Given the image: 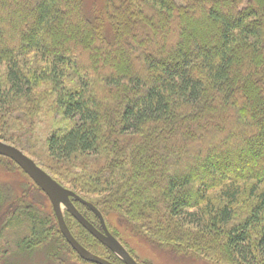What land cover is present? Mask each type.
<instances>
[{"label":"trees","instance_id":"1","mask_svg":"<svg viewBox=\"0 0 264 264\" xmlns=\"http://www.w3.org/2000/svg\"><path fill=\"white\" fill-rule=\"evenodd\" d=\"M180 2L106 0L93 20L84 0H0V139L27 154L22 138L43 107L62 114L46 172L66 188L74 177L68 189L134 259L112 219L177 261L264 264V0ZM9 194L0 189V264L44 251L65 264L66 250L94 264L53 208ZM65 221L86 249L125 264Z\"/></svg>","mask_w":264,"mask_h":264},{"label":"rangeland","instance_id":"2","mask_svg":"<svg viewBox=\"0 0 264 264\" xmlns=\"http://www.w3.org/2000/svg\"><path fill=\"white\" fill-rule=\"evenodd\" d=\"M174 1H176L179 4L181 3L180 0H174ZM105 3L106 0H84L85 14L93 20H97L98 17L104 18ZM102 11L104 12L103 14ZM100 14L102 15L100 16ZM28 58L32 59L33 56L30 55L28 56ZM90 61L91 59L89 57L85 60L86 63H90ZM35 62L37 63L38 66L42 65V63L36 60ZM0 71L4 75L5 72L4 64L0 65ZM77 80L74 76H71L69 77V79H67V82L72 87H77ZM43 90L46 89L44 88ZM43 109H48V111L46 112V110H44L45 113H41L43 115L40 117V119H37L35 121V127H32V130L26 131L27 134L23 136L22 142L23 144L25 143L24 144L25 152H27V154H29L31 158H33L36 162H38L40 165L38 163L37 164L42 169L49 172L52 170L51 168H49V166L52 163L50 162L48 158V154L46 152V141L50 133L60 127L65 126L66 121L65 118H63L62 114L61 115L58 113L50 114L51 109L49 107L44 106ZM28 126L29 125H26V128ZM15 133L18 135V137H21L20 132H15ZM52 172L54 171L52 170ZM72 180H74V177L70 176L69 180L64 181L65 186L70 188L72 186ZM245 185H252V182H246L244 183V186ZM0 189L10 190L12 192V195L10 194L9 195L12 198L25 197L27 201L32 202L34 205L40 208L46 209L47 213H50V211L52 210V204L49 198L47 197V195L45 193L36 190L33 187L32 180L30 179V177L15 162L11 160L9 161L4 157H0ZM240 209L244 210L245 207L241 206ZM66 212L68 211H65V213ZM112 225L118 231L123 241L127 243L130 250L133 252V255L136 257L135 260L138 262V264H215V262L210 261L204 257L199 259L193 258V257H197L196 255H193L192 258H186L177 261L171 255H169V251L160 250L158 249L157 246H154L153 244L149 243L147 240L131 237L130 233L125 228L120 227L114 219H112ZM90 235L94 237L92 234ZM29 256L30 255L28 254V255H20L13 257L11 259V262L8 264H57V263H53L54 261H51L52 260L51 256H54L53 253H50V259H48L49 254H47L45 251L42 254H36L35 256L32 255L30 257ZM60 256L67 264H83L82 262H79L76 258H74V256H72L68 252V250H66L65 253L61 254Z\"/></svg>","mask_w":264,"mask_h":264},{"label":"water","instance_id":"3","mask_svg":"<svg viewBox=\"0 0 264 264\" xmlns=\"http://www.w3.org/2000/svg\"><path fill=\"white\" fill-rule=\"evenodd\" d=\"M0 156L9 158L15 162L47 195L52 204L61 234L82 260L94 264H114L107 259L95 255L77 241L65 221V211H68L81 226L92 234L101 244L116 254L125 264H138L121 242L114 235H112L103 215L92 203L83 199L74 191H71L61 185L18 147L0 140ZM73 199L91 209L95 215L98 216L102 229H98L84 217V215L74 205Z\"/></svg>","mask_w":264,"mask_h":264}]
</instances>
